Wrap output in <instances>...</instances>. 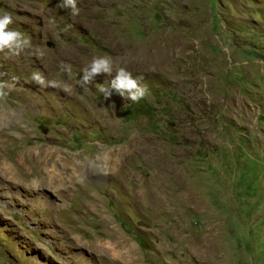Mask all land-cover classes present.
I'll return each instance as SVG.
<instances>
[{
  "label": "rangeland",
  "instance_id": "obj_1",
  "mask_svg": "<svg viewBox=\"0 0 264 264\" xmlns=\"http://www.w3.org/2000/svg\"><path fill=\"white\" fill-rule=\"evenodd\" d=\"M4 16L20 42L0 48V264H125L119 236L141 264H264V0H0ZM121 70L138 100L111 87ZM132 138L165 158L79 170L62 198L43 183L60 155Z\"/></svg>",
  "mask_w": 264,
  "mask_h": 264
},
{
  "label": "bare ground",
  "instance_id": "obj_2",
  "mask_svg": "<svg viewBox=\"0 0 264 264\" xmlns=\"http://www.w3.org/2000/svg\"><path fill=\"white\" fill-rule=\"evenodd\" d=\"M175 44V43H174ZM180 45V44H179ZM177 46V45H176ZM182 46V45H181ZM148 47V46H147ZM157 50V49H156ZM159 51V50H158ZM157 51V52H158ZM181 51V50H180ZM153 52V51H152ZM153 52V53H157ZM150 54V53H149ZM129 57V56H128ZM132 57V56H131ZM145 60V59H144ZM129 65V64H128ZM199 65V64H198ZM130 70V69H129ZM135 77V76H134ZM46 86V85H45ZM48 87V86H47ZM46 87V88H47ZM56 88V91L62 94H67L66 91L62 90L59 86H53ZM71 87V86H70ZM32 88V87H31ZM39 88V87H38ZM74 88V87H72ZM76 88V87H75ZM46 89H44L45 91ZM40 91V90H39ZM68 91V90H67ZM79 99V97H78ZM81 99V98H80ZM79 99V100H80ZM77 100V99H76ZM86 101V100H85ZM87 102V101H86ZM86 102L84 104L87 106ZM38 103V102H37ZM36 104V103H35ZM84 105V106H85ZM94 105V104H93ZM1 106V105H0ZM40 106V104H38ZM11 107V106H10ZM1 108V107H0ZM35 108V107H34ZM41 108V107H40ZM36 109V108H35ZM3 110V109H2ZM41 110V109H40ZM8 112V111H5ZM95 112V111H94ZM4 114V113H3ZM2 114V115H3ZM11 113H9L7 116H4V119L6 121H9ZM15 117V111L12 113V116ZM9 116V117H8ZM11 116V117H12ZM2 121V120H1ZM3 125V124H2ZM141 136V135H139ZM135 137V136H134ZM142 137V136H141ZM136 138H132L131 141L126 143V145H120L118 147H111L108 148V145H102L100 150L101 154L97 157V160L91 161V159H86L85 162L79 164V162H74L72 156H64L60 155L61 164L59 166L58 172H47L46 177L43 179L44 184L51 189H54V191L58 194L59 197H64L63 192L60 190L58 185L65 186L64 188H68V184H72L74 182V179L79 176L78 172L79 170H84L86 173L87 179L89 177L94 178L95 180H102L106 178L113 177L115 174H117L121 168L124 167V162L127 159H133L136 156H138L139 153H144L145 156H147V159H154L158 160L157 158H165L159 151L157 146L148 145V147H144L141 142L135 140ZM139 139V138H138ZM142 139V138H141ZM1 140V139H0ZM145 144V143H144ZM151 144V143H150ZM154 145V144H153ZM147 146V145H146ZM39 147V146H38ZM35 148V147H34ZM105 148L108 149L105 150ZM54 149V148H53ZM60 149V148H59ZM40 152V151H38ZM51 152V151H50ZM106 152V153H105ZM162 152V151H161ZM68 153V152H67ZM41 154V153H40ZM51 154V153H50ZM75 154V153H74ZM44 155V154H43ZM54 155V154H53ZM59 155V154H58ZM76 155V154H75ZM141 155V154H140ZM37 156V154H36ZM47 156V155H46ZM80 156V155H78ZM45 157V156H44ZM85 158V157H84ZM56 160V159H55ZM126 160V161H127ZM136 160V159H135ZM138 160V159H137ZM136 160V161H137ZM172 160V159H171ZM41 161V160H39ZM167 161V160H164ZM173 161V160H172ZM42 162V161H41ZM57 162V160H56ZM150 162V161H149ZM152 162V161H151ZM156 162V161H155ZM169 162V161H167ZM37 163V162H36ZM39 163V162H38ZM170 163V162H169ZM149 164V163H148ZM154 164V163H153ZM158 164V163H157ZM167 164V163H166ZM171 164V163H170ZM54 165H57L54 163ZM32 167V166H31ZM133 168V167H132ZM171 168V167H170ZM172 169V168H171ZM185 170V169H184ZM42 171V170H41ZM50 171V170H49ZM152 171V170H151ZM125 172V171H124ZM130 172V171H129ZM159 172V171H158ZM45 173V172H44ZM43 174V173H42ZM83 174V173H82ZM156 174V173H155ZM159 174V173H158ZM167 174V173H166ZM66 175V176H62ZM120 175V174H119ZM168 175V174H167ZM40 176V175H39ZM156 176V175H155ZM162 176V175H161ZM81 177V176H80ZM116 177V176H115ZM169 177V176H168ZM155 178V177H154ZM153 179V178H152ZM158 179V178H157ZM156 179V180H157ZM92 180V179H90ZM41 181V180H40ZM89 181V180H88ZM155 181V180H154ZM158 181V180H157ZM165 181V180H164ZM172 181V179L170 180ZM41 183V182H39ZM171 183V182H170ZM164 185V183H163ZM140 186V183H139ZM152 186V185H151ZM159 186V185H158ZM153 187V186H152ZM162 187V186H161ZM164 187V186H163ZM162 187V190H163ZM72 188V187H71ZM157 188V184L156 187ZM165 189V188H164ZM67 190V189H66ZM155 190V189H154ZM159 190V189H158ZM161 190V191H162ZM73 194V193H72ZM167 194V193H166ZM176 194V193H175ZM162 195V196H161ZM158 194L157 192L152 196L151 202L152 205H150V211L152 218H157L168 213L167 211V205L168 203L165 201V194ZM170 197V195L168 194ZM174 196H172L173 199ZM168 200V199H166ZM137 202V201H136ZM170 202V201H169ZM171 206V205H170ZM172 207V206H171ZM87 208V207H86ZM170 208V207H169ZM97 209V208H96ZM95 211V210H94ZM170 213V212H169ZM165 216V215H164ZM212 229H216V227H212ZM217 230V229H216ZM215 231V230H214ZM218 232H213V238H210L211 240H203V243L200 244V246H194L192 249L193 251L198 255L206 258H211L212 251L214 246L217 244L216 238H217ZM101 241V240H100ZM113 247H115L113 250H111V254H113V258L118 259L120 261H123L125 264H141L140 258L137 256L136 251L133 247V245L126 239L122 238V236L117 237L115 241H113ZM188 250V249H187ZM110 254V255H111Z\"/></svg>",
  "mask_w": 264,
  "mask_h": 264
},
{
  "label": "clouds",
  "instance_id": "obj_3",
  "mask_svg": "<svg viewBox=\"0 0 264 264\" xmlns=\"http://www.w3.org/2000/svg\"><path fill=\"white\" fill-rule=\"evenodd\" d=\"M64 6L71 7L73 13H75V0H64ZM10 23L11 19L9 17L4 16L0 18V48H13L19 45V33L11 30L5 31ZM109 70L108 61L105 59L94 60L90 69L93 74L108 72ZM111 87L115 89L121 97H124L125 92H127V98L132 101H136L144 95V89L138 87L137 81L132 79L130 74L123 70L119 71L115 79L112 81Z\"/></svg>",
  "mask_w": 264,
  "mask_h": 264
},
{
  "label": "water",
  "instance_id": "obj_4",
  "mask_svg": "<svg viewBox=\"0 0 264 264\" xmlns=\"http://www.w3.org/2000/svg\"><path fill=\"white\" fill-rule=\"evenodd\" d=\"M49 46L51 45V43L50 44H48Z\"/></svg>",
  "mask_w": 264,
  "mask_h": 264
}]
</instances>
